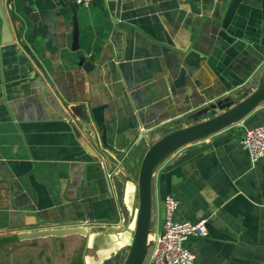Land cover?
Listing matches in <instances>:
<instances>
[{
    "label": "crops",
    "instance_id": "1",
    "mask_svg": "<svg viewBox=\"0 0 264 264\" xmlns=\"http://www.w3.org/2000/svg\"><path fill=\"white\" fill-rule=\"evenodd\" d=\"M3 8L12 41L3 43L0 12V264H77L78 254L84 264H121L148 147L215 101L256 87L264 0H93L86 9L3 0ZM74 11L89 72L74 67ZM78 104L89 121L72 112ZM262 123L264 103L155 173L154 232L167 195L178 202L176 220H207L208 235L187 243L194 264H264V158L252 164L242 145L246 129ZM97 226L118 233L91 232ZM69 228L84 234L19 239ZM27 245L36 259L29 251L21 261Z\"/></svg>",
    "mask_w": 264,
    "mask_h": 264
},
{
    "label": "water",
    "instance_id": "2",
    "mask_svg": "<svg viewBox=\"0 0 264 264\" xmlns=\"http://www.w3.org/2000/svg\"><path fill=\"white\" fill-rule=\"evenodd\" d=\"M0 12L3 18L4 39L7 44L12 41L10 28L0 0ZM72 51L75 57V68H83L87 72L94 69V64L89 61L79 46V21L77 13L73 15V40ZM254 83L256 87L244 89L230 96L219 99L209 107L190 117L193 123L170 131L153 142L147 149L140 166L138 177L139 209L137 213L136 228L131 246L127 248V255L121 264H145L151 247L150 236L154 231L153 221V183L157 169L172 154L179 149L213 134H216L232 125L243 121L253 111L264 103V71ZM72 112L89 121L88 115L81 104L72 105ZM123 181L117 180L120 198L123 197ZM93 233H118V230L97 226L91 229ZM73 234H84L79 228L44 230L29 234H21V240H34L45 237H64Z\"/></svg>",
    "mask_w": 264,
    "mask_h": 264
},
{
    "label": "built area",
    "instance_id": "3",
    "mask_svg": "<svg viewBox=\"0 0 264 264\" xmlns=\"http://www.w3.org/2000/svg\"><path fill=\"white\" fill-rule=\"evenodd\" d=\"M81 8H89L93 0H74ZM242 145L252 164L264 158V123L246 129ZM162 230L150 236L151 247L145 264H194L195 255L187 243L192 237L208 235L207 220L196 223L176 220L178 202L171 195L164 197Z\"/></svg>",
    "mask_w": 264,
    "mask_h": 264
},
{
    "label": "rangeland",
    "instance_id": "4",
    "mask_svg": "<svg viewBox=\"0 0 264 264\" xmlns=\"http://www.w3.org/2000/svg\"><path fill=\"white\" fill-rule=\"evenodd\" d=\"M170 129H167L165 130V132H168ZM149 148V147H148ZM141 163L142 162H139L138 165H136V177L138 179L139 177V171H140V166H141ZM137 188H138V182H137ZM138 209H139V196H138V189H137V194H136V199H135V203H134V214H135V220L137 219L136 216H137V213H138ZM74 245H76L77 249L79 250H82V251H77L78 253H82L83 252V256L84 254L86 253V244L84 245V243L80 240H74L73 241ZM27 247V248H26ZM21 252L17 255V257L21 260V261H24L26 260V258H24L25 254L29 251H32L33 253V257L36 259V251L34 248L30 247V245H27V246H21ZM24 250V251H23ZM4 252H6V248L3 249ZM3 255V254H2ZM5 257H10L9 254H5L4 255ZM77 259H76V262L77 264H84V258L78 254L77 255Z\"/></svg>",
    "mask_w": 264,
    "mask_h": 264
}]
</instances>
